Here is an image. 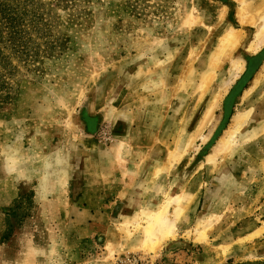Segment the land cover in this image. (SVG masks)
Here are the masks:
<instances>
[{"label":"rangeland","instance_id":"rangeland-1","mask_svg":"<svg viewBox=\"0 0 264 264\" xmlns=\"http://www.w3.org/2000/svg\"><path fill=\"white\" fill-rule=\"evenodd\" d=\"M263 9L0 0V264H264V46L248 51ZM163 206L174 236L145 253Z\"/></svg>","mask_w":264,"mask_h":264},{"label":"bare ground","instance_id":"bare-ground-1","mask_svg":"<svg viewBox=\"0 0 264 264\" xmlns=\"http://www.w3.org/2000/svg\"><path fill=\"white\" fill-rule=\"evenodd\" d=\"M244 9L245 8H242L240 10V13H239L240 22H241V24H244V23L245 24H247V23L250 24V21L246 17ZM260 17H259L260 20L263 19V20H261V21H263V23H262V25L259 26V29L256 32L254 42L251 43L249 45V47H248V51L249 52L250 51L257 52V51L260 50V48L262 46H264V12L261 14ZM259 18H253V20L254 19H259ZM251 20H252V18H251ZM253 20H252L251 25L255 24V23H253ZM260 20H256V22H259ZM241 33H242L241 31H237V30L231 29L230 31H228L227 34H225V36L221 40L220 50H219V52L217 54V64L216 63L214 64V65H216V68H218L219 65H220L219 64V57H221L223 55H226L227 53H229V51H232L233 48H235L236 46L239 45L238 43L243 38V35ZM244 64L245 63H234L233 67L235 68V70L238 73H242ZM259 75H260V77L264 76V65L262 66V69H261V72L259 73ZM257 84H258V81H256L255 85H257ZM220 97L221 96H218L216 98L215 104L213 102L214 105H212V107L208 110V113L206 114L202 124L200 125L199 133L196 132V134L200 135V131H202L204 129V127L206 126L207 122H210V120H211V118L213 116L214 108H215L216 104L221 99ZM248 116H249V112L238 114L237 116L234 117V119L232 121L231 128H229L226 131L224 137H222V139L218 142L217 146L215 147V149L213 150L211 155L208 157V161L209 162L215 161L216 157L221 152L225 153L226 151H228L230 149V147L232 145H234L236 135L241 130V128L244 125L245 121L247 120ZM196 134H195V136H197ZM197 137H195V138H197ZM195 138H194V140H196ZM194 143H195V141H194ZM167 209H168L167 206H165V207L163 206V209L154 211V212L150 213V215L148 216V219L146 220L147 223L143 227L144 229L142 230V231H144V235H145V238H144V240H145L144 249H142V250L145 253H149L151 251H156L160 247V243L162 241H165L169 237L174 236L173 225L167 219L168 216H166ZM179 214L180 213L177 212V215H179ZM157 233L160 235V237H158V238H156L157 237ZM154 237H155V239H154Z\"/></svg>","mask_w":264,"mask_h":264},{"label":"trees","instance_id":"trees-1","mask_svg":"<svg viewBox=\"0 0 264 264\" xmlns=\"http://www.w3.org/2000/svg\"><path fill=\"white\" fill-rule=\"evenodd\" d=\"M259 61H261V58H260V59H259V58L253 59L252 62L249 63L248 66H250L252 72H253V71L256 69V67L258 66ZM237 93H238V91L236 92V94H237ZM231 97H233V96H231ZM230 101H231V100H230ZM229 104H230V103L227 102V104H226V109L229 108Z\"/></svg>","mask_w":264,"mask_h":264},{"label":"crops","instance_id":"crops-1","mask_svg":"<svg viewBox=\"0 0 264 264\" xmlns=\"http://www.w3.org/2000/svg\"><path fill=\"white\" fill-rule=\"evenodd\" d=\"M76 184H77L76 191H77V193L79 194V193H80L79 191H82V189H83V186L81 185V184H83V183H81L80 181H77ZM93 189H94V188H93ZM87 191H89V189H87V187H85V193H86ZM86 194H90V193H86Z\"/></svg>","mask_w":264,"mask_h":264}]
</instances>
